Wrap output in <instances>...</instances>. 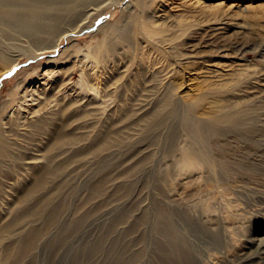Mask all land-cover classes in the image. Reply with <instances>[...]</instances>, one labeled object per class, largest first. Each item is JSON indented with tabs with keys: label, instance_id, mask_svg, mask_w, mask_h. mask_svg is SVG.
Listing matches in <instances>:
<instances>
[{
	"label": "rangeland",
	"instance_id": "374dc122",
	"mask_svg": "<svg viewBox=\"0 0 264 264\" xmlns=\"http://www.w3.org/2000/svg\"><path fill=\"white\" fill-rule=\"evenodd\" d=\"M135 2L70 0L68 15L31 37L15 17L0 20V140H7L0 264H240L246 254L263 257L250 246L264 237L253 235L264 229V132L243 138L228 131L224 139L241 152L211 166L182 174L178 159L200 124L201 108L190 114L188 107L203 94L188 88L216 80L221 66L242 64L226 77L229 97L264 128V28L257 27L264 26V0H145L141 10ZM170 90L173 104L158 109L156 100ZM29 158H42L54 174L25 204L46 205L55 216L6 231L20 191L32 186ZM32 230L34 240L14 255L16 237Z\"/></svg>",
	"mask_w": 264,
	"mask_h": 264
},
{
	"label": "bare ground",
	"instance_id": "6f19581e",
	"mask_svg": "<svg viewBox=\"0 0 264 264\" xmlns=\"http://www.w3.org/2000/svg\"><path fill=\"white\" fill-rule=\"evenodd\" d=\"M69 1L70 0H0V20H6V22L9 23L10 17H15L16 25L25 23V26H23V31L27 33L26 35H28L29 37L35 36L40 33H44L46 31L47 24L50 25V23L55 19H57L58 17L61 16L64 17L71 12L72 6L69 5ZM135 5L138 9L141 10L146 6V2L145 0H136ZM12 8H16L18 12H10ZM49 8L52 9L55 8V9L51 11V13L49 12L45 13L43 11V9H49ZM40 9L44 13L40 12L39 11ZM257 27L259 29L264 28V26L262 27L261 25H258ZM146 33L148 34L147 36H149L148 38H150L157 35L156 33L158 32L156 33L146 32ZM60 40L61 39L59 37L56 41V46L59 45ZM106 44L105 47H107ZM85 56L86 55H84V57ZM85 59H86L85 63L89 64L88 58L85 57ZM14 62H15L14 59L9 60L8 67H10ZM241 65L242 64H237L238 67L236 68H232L231 66H227V65L221 66L216 71V73L218 74L217 75L218 78L216 80H212L209 83L202 84L200 85V87L197 86L193 87L192 84L190 85L191 87L188 88V91H192V92L195 91L198 94L201 93L203 95L198 99L191 101L189 103L188 112L190 114H192L193 111L196 110L197 108H201L200 118L198 120V123L200 124L196 127L191 128V131L193 133L192 140L189 142V145L185 147V149L183 148L181 150L179 154L178 171L180 173L183 174V172H186L188 170L192 171L195 169H200L202 165L211 166L215 162L216 158L231 157L230 155L234 151L241 152L239 146H235L230 143L231 139L229 141H226L224 139L223 135L232 129H236L239 133H241L243 135L242 136L243 138L245 135H247L245 134L247 132L253 135L251 136L252 138L258 137L260 134L263 135L264 128L255 127L256 123L253 120L254 116L258 117V115L255 113L252 115V113L249 111V108L243 105L241 101L232 100L229 97L231 90L228 89L226 86L227 84L225 82L227 80L226 77L230 76L231 74H234L235 70L238 69L243 70L241 67L239 68V66ZM53 75L54 74H52V72L50 71H47L43 74L44 77H50V76L53 77ZM201 77L205 78V76H198L197 78H201ZM54 85H56V82ZM80 88L82 91L83 87L79 86L78 89ZM17 89L18 88H16V91ZM78 89H76V91ZM29 93L27 94L25 93L26 94L25 96H29ZM32 94L33 93H31L30 96H32ZM180 96L186 99L188 97V92H184ZM45 99L48 100L49 98L45 97ZM45 99H43L44 102L40 101L39 103H37L36 105L37 108L35 107L36 109L33 111L32 116L38 115V113L41 111V107H40L41 103L43 102V104H46L47 102V101L45 102ZM31 100L35 101L37 100V98L36 97L34 98L33 96V99ZM156 101H157L156 105L158 109L172 105L174 101V91L173 90L166 91V93ZM263 116H264V111L262 112L260 117ZM4 123L6 124V122ZM42 123L43 121H39L38 123L34 124L32 127V131L38 127H42ZM20 124L21 126H23L22 123H18V125ZM2 129H3V124H2V118L0 117V132ZM6 141L7 140L5 139L0 140V154L4 153L3 150H5ZM247 141L252 142V139L248 138ZM245 153L248 156L247 152ZM29 159L30 161H26L25 164L27 165L28 169L31 168L32 170H34L31 180L32 186L29 189H23L20 191L18 195L20 202L14 210V216L12 217L10 223L5 228L6 231H10L13 227L22 223L28 225L31 219H34L41 214L44 215V219L47 223L52 221V219L55 216V210L52 208L47 209L46 205H44V207L41 208L39 211L38 206L35 207L34 205L30 206L25 204L27 200L35 196L37 191H41L48 185L49 181L47 180V178L54 174L53 169L48 168L45 164H40L43 163L44 161L42 160V158L41 159L29 158ZM0 162L2 163L3 161L0 160ZM214 186L215 185H212L211 189H215V190L219 189ZM226 194L228 193L224 192L223 198ZM223 204L224 207L227 209L231 206L230 202L226 201V198L223 199ZM205 206L207 208L209 207V205H205ZM262 232H264L263 228L255 229L253 230V235H258L259 233ZM35 235L36 232L34 230H32L30 233L27 231H23L22 233H20V235L16 237L18 240L13 243L14 255L23 252L26 249V247L29 245L28 240L29 239L34 240ZM262 238L258 239L253 237L251 239L253 243L250 247L256 248L258 253L263 254V257H260L259 260L255 261L253 259L254 257L251 254L250 255L246 254L245 256L241 257V260L238 263L264 264V237ZM0 243H1V238H0Z\"/></svg>",
	"mask_w": 264,
	"mask_h": 264
}]
</instances>
